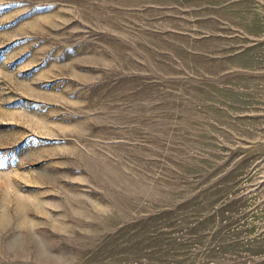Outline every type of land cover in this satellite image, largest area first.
Returning a JSON list of instances; mask_svg holds the SVG:
<instances>
[{"label":"rangeland","instance_id":"rangeland-1","mask_svg":"<svg viewBox=\"0 0 264 264\" xmlns=\"http://www.w3.org/2000/svg\"><path fill=\"white\" fill-rule=\"evenodd\" d=\"M0 264H264V0H0Z\"/></svg>","mask_w":264,"mask_h":264}]
</instances>
